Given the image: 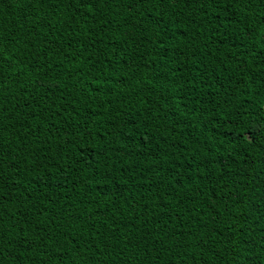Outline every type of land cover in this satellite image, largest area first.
<instances>
[{
  "label": "trees",
  "instance_id": "trees-1",
  "mask_svg": "<svg viewBox=\"0 0 264 264\" xmlns=\"http://www.w3.org/2000/svg\"><path fill=\"white\" fill-rule=\"evenodd\" d=\"M0 264H264V0H0Z\"/></svg>",
  "mask_w": 264,
  "mask_h": 264
},
{
  "label": "snow or ice",
  "instance_id": "snow-or-ice-1",
  "mask_svg": "<svg viewBox=\"0 0 264 264\" xmlns=\"http://www.w3.org/2000/svg\"><path fill=\"white\" fill-rule=\"evenodd\" d=\"M81 2L83 3V2H84V0H81ZM249 139L251 140V139H252V136H249Z\"/></svg>",
  "mask_w": 264,
  "mask_h": 264
}]
</instances>
